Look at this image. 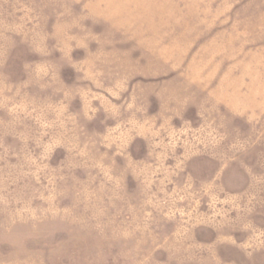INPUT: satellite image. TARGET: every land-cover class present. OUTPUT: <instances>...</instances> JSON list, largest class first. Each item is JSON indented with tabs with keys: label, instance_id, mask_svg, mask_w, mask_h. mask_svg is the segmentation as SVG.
<instances>
[{
	"label": "rangeland",
	"instance_id": "obj_1",
	"mask_svg": "<svg viewBox=\"0 0 264 264\" xmlns=\"http://www.w3.org/2000/svg\"><path fill=\"white\" fill-rule=\"evenodd\" d=\"M0 264H264V0H0Z\"/></svg>",
	"mask_w": 264,
	"mask_h": 264
}]
</instances>
